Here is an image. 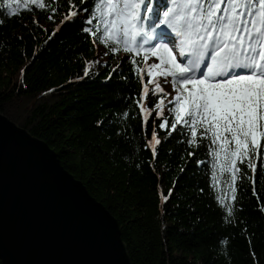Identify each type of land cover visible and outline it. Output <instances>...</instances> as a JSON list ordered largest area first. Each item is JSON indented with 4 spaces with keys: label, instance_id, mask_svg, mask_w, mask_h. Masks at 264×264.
Segmentation results:
<instances>
[{
    "label": "trees",
    "instance_id": "trees-1",
    "mask_svg": "<svg viewBox=\"0 0 264 264\" xmlns=\"http://www.w3.org/2000/svg\"><path fill=\"white\" fill-rule=\"evenodd\" d=\"M94 1L46 0V9L15 8L9 17L0 0V113L47 144L63 169L117 221L132 264H264V176L256 177L255 194L250 180L238 182L229 222L215 197H230L227 190L219 192L230 178L217 172L213 187L208 140L195 148L186 142V129L171 136L159 129L173 116L167 110L157 116L151 94L147 107L153 114L145 126L135 104L141 83L132 58L103 55L104 46L82 32L95 28V19L92 25L58 24L72 5L90 18L83 8ZM98 58L107 66L86 63ZM164 106L172 107L166 97ZM154 129L162 141L156 158L148 146ZM169 189L173 195L165 203L160 194Z\"/></svg>",
    "mask_w": 264,
    "mask_h": 264
},
{
    "label": "snow or ice",
    "instance_id": "snow-or-ice-1",
    "mask_svg": "<svg viewBox=\"0 0 264 264\" xmlns=\"http://www.w3.org/2000/svg\"><path fill=\"white\" fill-rule=\"evenodd\" d=\"M24 2L46 7L44 0ZM48 10L55 11V7ZM14 14L10 7L3 13ZM94 19L99 21L96 27H83L82 32L104 46V56L123 52L133 57V72L142 85L135 104L144 125L153 114L147 107L151 94L158 101L155 114L163 117L167 110L173 116L171 121L163 119L159 129L168 130V136L186 129V142L195 148L208 140L213 187H217V172L230 178L223 181L230 197L218 193L215 198L231 222L238 203V182L250 180L255 194L256 177L264 176V0H168L167 5L156 2L155 6L153 0H95L90 18L72 5L61 23L92 25ZM152 58L158 63H148ZM86 63L107 66L100 58ZM141 64L147 69L146 81ZM84 75H90L89 67ZM169 95L172 107L165 109ZM161 143L154 129L148 142L154 158ZM160 195L167 203L173 190Z\"/></svg>",
    "mask_w": 264,
    "mask_h": 264
},
{
    "label": "water",
    "instance_id": "water-1",
    "mask_svg": "<svg viewBox=\"0 0 264 264\" xmlns=\"http://www.w3.org/2000/svg\"><path fill=\"white\" fill-rule=\"evenodd\" d=\"M0 263L132 264L117 221L0 113Z\"/></svg>",
    "mask_w": 264,
    "mask_h": 264
},
{
    "label": "bare ground",
    "instance_id": "bare-ground-1",
    "mask_svg": "<svg viewBox=\"0 0 264 264\" xmlns=\"http://www.w3.org/2000/svg\"><path fill=\"white\" fill-rule=\"evenodd\" d=\"M44 2H45V5H46V0H44ZM95 2V1H94ZM94 2H93V4L92 3H90L91 4V7H90V9H89V11L91 12L92 10H93V5H94ZM156 2H160V3H163V4H165V5H167V2H168V0H153V3H154V6H155V3ZM84 5V4H83ZM1 7L4 9V11L6 10V7H10V9L11 10H13L14 11V13H15V8H19V10L20 11H22L21 13H27V12H30V13H33V12H31L33 9H40V8H36L34 5H31V3L29 2V3H25L24 2V0H19V3H17V0H2V5H1ZM33 8V9H32ZM46 9V8H45ZM75 10H77V11H79L78 10V8H76ZM20 13V14H21ZM29 13V14H30ZM16 14V13H15ZM14 14V15H15ZM19 14V19H23L22 17H21V15ZM84 18H87V16H88V13L87 14H85V13H80ZM63 20V16H62V18H59V25L61 26V25H63L62 23H61V21ZM94 21V20H93ZM97 22H99L98 20H96V23ZM227 189V185H224V186H222L220 189H219V192H222V191H225Z\"/></svg>",
    "mask_w": 264,
    "mask_h": 264
},
{
    "label": "rangeland",
    "instance_id": "rangeland-1",
    "mask_svg": "<svg viewBox=\"0 0 264 264\" xmlns=\"http://www.w3.org/2000/svg\"><path fill=\"white\" fill-rule=\"evenodd\" d=\"M99 50H100L99 52L103 51V50H101V49H99ZM153 62L158 63V61H156L154 58H152V59H150V60L148 61V63H153ZM163 86L165 87V90H166V91L170 92V87H169L168 85H163ZM170 99H172V96H171V95H169V100H170Z\"/></svg>",
    "mask_w": 264,
    "mask_h": 264
}]
</instances>
